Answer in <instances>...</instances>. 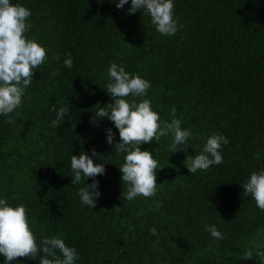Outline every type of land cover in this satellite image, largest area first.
<instances>
[{
    "label": "trees",
    "instance_id": "1",
    "mask_svg": "<svg viewBox=\"0 0 264 264\" xmlns=\"http://www.w3.org/2000/svg\"><path fill=\"white\" fill-rule=\"evenodd\" d=\"M19 2L32 11L30 36L61 54L60 62L36 71L13 114L16 123L0 117V194L28 205L36 234L63 233L80 253L77 264H217L215 255L231 264H260L255 255L241 259L242 245L264 227V212L242 184L264 167V159H255L264 153V0H176L185 27L174 37L159 34L139 11L128 15L131 0L123 10L111 0ZM66 54L73 57L71 70L62 63ZM111 61L152 82L149 96L163 119L175 108L183 127L194 131V150L187 153L170 154L169 138L142 145L160 157L161 185L155 197L135 202L121 198L128 187L118 166L123 157L114 156L106 139L112 128L119 140L118 129L107 118L92 122L95 107L112 102L104 89ZM53 106L69 107L58 128L50 126ZM213 132L230 141L223 164L191 174L187 155L198 154ZM92 150L104 157L107 174L98 176L102 195L89 209L77 195L84 182L72 185L70 160ZM212 223L226 239L213 242L204 230Z\"/></svg>",
    "mask_w": 264,
    "mask_h": 264
},
{
    "label": "clouds",
    "instance_id": "2",
    "mask_svg": "<svg viewBox=\"0 0 264 264\" xmlns=\"http://www.w3.org/2000/svg\"><path fill=\"white\" fill-rule=\"evenodd\" d=\"M118 9L123 10L129 5V0H111ZM137 11L151 18V24L156 31L165 37H174L184 29L181 17L176 13V0H131L128 15ZM32 11L25 4L13 0H0V117H5L9 125L16 123L17 109L23 107L28 90L33 84L34 75L44 64L51 61L60 62L61 54L53 52L43 42L30 36L33 22ZM186 38V37H182ZM69 70L74 67L71 54H66L62 61ZM58 70L50 73L56 77ZM108 82L104 89L112 97V102L106 106L97 105L92 122L98 125L104 118L114 122L118 129L119 140L112 128L105 130L107 143L115 150L114 156H122L123 163L119 164L121 180L127 185L122 199L135 202L137 197H155L160 191L157 183V170L160 157L150 149L142 150V145L155 141L160 145L162 138H169L167 151L176 153L188 152L192 148L191 141L194 131L183 127L182 116H177L172 109L170 120L163 119L160 112L153 106L149 96L152 82L139 73L127 70L126 65L111 61L107 68ZM55 118L50 121L52 128H58L69 115V107L53 106ZM229 138L221 132H213L207 136L202 150L195 155H187L184 161L191 174L207 171L214 165L224 162L222 148L229 144ZM199 147V145H197ZM194 150V149H193ZM103 156L92 150L91 154L82 151L78 156L71 155L70 171L72 185L79 187L77 195L82 206L89 209L96 207L98 198L102 195L98 176L106 175ZM255 159H264V153L257 151ZM86 178V180H85ZM91 178V183L86 181ZM244 194L251 196L256 207L264 212V167L251 172L249 178L242 184ZM204 230L213 238V242L226 239L225 234L216 224H205ZM150 234L156 236L155 243H159L157 227L150 229ZM244 252L241 259L259 257L260 264H264V227L259 228L254 238L242 245ZM214 252L215 250L211 249ZM0 264H25L19 257L39 260V264H77L80 253L73 245L66 243L63 233L39 237L31 221V210L27 204L10 203L0 194ZM217 264H231L230 259H223L215 255Z\"/></svg>",
    "mask_w": 264,
    "mask_h": 264
}]
</instances>
